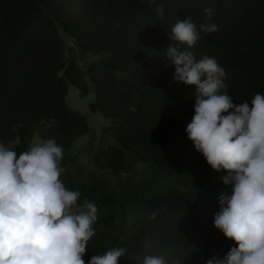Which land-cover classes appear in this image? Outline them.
<instances>
[{
    "label": "trees",
    "instance_id": "trees-1",
    "mask_svg": "<svg viewBox=\"0 0 264 264\" xmlns=\"http://www.w3.org/2000/svg\"><path fill=\"white\" fill-rule=\"evenodd\" d=\"M205 7L213 10L211 21ZM188 17L198 31L207 23L218 31H200L188 48L172 39V28ZM59 30L81 55H108L87 69L98 112L109 121L92 155L94 168L135 176L131 156L151 169L154 181L140 180L122 195L100 174L76 166L72 148L90 127L66 98L69 85L81 98L89 87ZM169 45L193 52L196 61L215 58L227 74L220 93L233 104L251 106L256 94L264 95V0H0V144L18 140L27 151L37 133L41 142L62 146L59 179L79 191L75 207L89 200L98 208L85 264L113 248L125 249L119 264H143L146 255L206 264L236 246L214 227L218 198L231 196L232 185L188 138L196 89L173 79ZM106 137L115 144L106 145Z\"/></svg>",
    "mask_w": 264,
    "mask_h": 264
},
{
    "label": "clouds",
    "instance_id": "clouds-1",
    "mask_svg": "<svg viewBox=\"0 0 264 264\" xmlns=\"http://www.w3.org/2000/svg\"><path fill=\"white\" fill-rule=\"evenodd\" d=\"M211 21V8L203 9ZM200 31H218L215 24ZM200 31L191 18L178 21L172 39L192 48ZM167 58L175 66L173 79L195 86V115L188 138L213 170H225L222 182L232 185L221 195L214 227L235 242L221 259L206 264H264V95L235 105L221 94L227 74L215 58L196 61L194 53L169 45ZM225 113H228L225 115ZM63 148L54 139L34 144L19 157L0 144V264H85L87 243L98 208L86 200L74 210L79 191L59 179ZM125 249L94 255L89 264H119ZM143 264H167L164 255H146Z\"/></svg>",
    "mask_w": 264,
    "mask_h": 264
},
{
    "label": "rangeland",
    "instance_id": "rangeland-1",
    "mask_svg": "<svg viewBox=\"0 0 264 264\" xmlns=\"http://www.w3.org/2000/svg\"><path fill=\"white\" fill-rule=\"evenodd\" d=\"M148 2L152 4L153 0H148ZM157 12L158 14H161L160 9H158ZM59 34L67 48H73L76 50L75 54H76L77 64L83 70V73L85 74L86 82L89 87V94L85 98L80 97L78 89L75 88L74 86L69 85L68 88V95L66 98V103L68 107L71 110H75L79 112L81 115L85 116L90 127L89 133L86 136L81 137L74 143V146L72 148V154L76 159V166L81 167L83 170L91 171L98 174L92 163V155L102 139V130L109 125V121L105 119L98 112V108L95 103L94 87L88 78L87 69L91 63H98L100 61L107 59L108 55L106 54L92 55L90 53L81 55L80 51H78L77 49L76 42L74 39L64 34L62 30H59ZM91 104H95L96 106L95 113H92L90 111ZM104 140L106 145L115 144V141L111 137H106ZM39 142L41 141L38 134L36 133L32 138L30 148L34 144ZM5 147L15 151L17 157H19V155L25 151L22 149L18 140L11 144L6 145ZM129 161L133 163L137 169L135 176H131V177L122 176L121 178L119 177L116 178L108 173H105L103 175L99 173L100 176L104 178V180L106 179V182H104L105 186L108 187L114 186L116 189L120 190L122 195H124V193L127 192L128 190L129 191L135 190L140 180L154 181V179L151 177L153 176L151 175V169H149L146 166V164L135 162L131 156H129ZM130 207L131 206H129V208ZM76 209L79 208L75 207L74 210Z\"/></svg>",
    "mask_w": 264,
    "mask_h": 264
},
{
    "label": "water",
    "instance_id": "water-1",
    "mask_svg": "<svg viewBox=\"0 0 264 264\" xmlns=\"http://www.w3.org/2000/svg\"><path fill=\"white\" fill-rule=\"evenodd\" d=\"M90 111H91L92 113H95V112H96V106H95V104H91V105H90Z\"/></svg>",
    "mask_w": 264,
    "mask_h": 264
}]
</instances>
